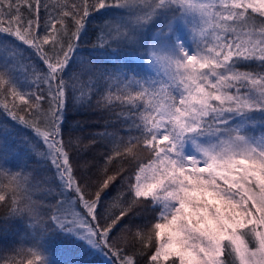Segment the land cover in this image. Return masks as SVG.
<instances>
[{
    "label": "snow or ice",
    "instance_id": "obj_1",
    "mask_svg": "<svg viewBox=\"0 0 264 264\" xmlns=\"http://www.w3.org/2000/svg\"><path fill=\"white\" fill-rule=\"evenodd\" d=\"M0 36V236L23 225L26 264L53 236L105 264H264V0H0ZM70 102L123 132L95 179L109 133L66 140Z\"/></svg>",
    "mask_w": 264,
    "mask_h": 264
},
{
    "label": "trees",
    "instance_id": "obj_2",
    "mask_svg": "<svg viewBox=\"0 0 264 264\" xmlns=\"http://www.w3.org/2000/svg\"><path fill=\"white\" fill-rule=\"evenodd\" d=\"M98 24L99 21L93 23L89 36L86 37L84 42L80 45V60L88 61L93 56L99 55L93 48L94 37L92 36V32L96 30ZM3 38V36H0V39ZM65 115L67 118L65 127L67 130H70L65 133L66 140L69 137L73 139L80 137L84 143H88V138L90 136H102L105 131L109 133L104 139L98 140L96 145L84 154L81 161L82 163L84 160H87L91 163L92 167L90 172L93 179H95L100 174L99 169L102 167L101 157L113 147V137L111 133L121 132L123 135V132L121 128L117 126L115 120H109L108 114L100 112L96 108H81L79 105L70 102ZM0 119H2V117H0ZM125 139H127V136H125ZM119 159L120 157H116L113 163L115 164ZM130 167V165L125 164V168L130 169ZM6 182L7 178L0 176V185L5 184ZM111 191L114 193L115 190ZM36 195H41V193L36 192ZM22 229L23 225L12 227L7 233L0 236V249H11L19 246L17 242L25 241L26 243L23 245L25 254L17 255L15 258L17 261H23L24 264H26V261L29 258L26 254L28 247L27 241H29L30 238L26 236ZM48 250L50 258L53 260L54 264H105L104 256L85 251L77 243L55 236L49 238ZM8 254L9 253L7 252L5 253V255Z\"/></svg>",
    "mask_w": 264,
    "mask_h": 264
}]
</instances>
